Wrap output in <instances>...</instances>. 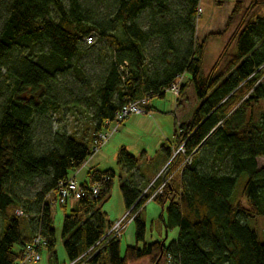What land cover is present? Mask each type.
Returning <instances> with one entry per match:
<instances>
[{"label": "trees", "instance_id": "trees-1", "mask_svg": "<svg viewBox=\"0 0 264 264\" xmlns=\"http://www.w3.org/2000/svg\"><path fill=\"white\" fill-rule=\"evenodd\" d=\"M185 1L180 12L168 0H116L113 18L100 20L84 10L82 0H69V6L64 0H0V72L5 71L4 79L12 86L0 105V264L22 257L40 216L47 250L53 252L54 206L47 195L53 193L56 199L59 183L84 166L95 134L108 129L107 122L124 104L147 93L163 97L186 74L189 79L178 99L192 83L198 105L189 122H179L175 141L161 146L169 158L164 173L144 191L133 173L139 160L124 147L118 155L131 177L121 191L131 210L128 217L138 212L133 219L137 244L127 246L122 255L121 239L104 237L114 222L106 221L101 203L109 198L116 174L91 168L90 182L80 184L84 195L64 215L62 238L69 260L264 264V241L249 222L264 216V166L257 160L264 157V107L255 111L264 100V0H236L225 28L201 41L195 38L200 0ZM145 12L147 28L141 20ZM229 32L214 64L204 69L208 40ZM89 34L110 48L109 55H102L104 70L88 96L94 133L86 139L76 132H52L49 125L42 141L38 121L61 109L54 87L57 75L74 68L80 72L78 60L95 46L82 44V35ZM125 63L126 74L120 71ZM183 143L186 154H174ZM186 155L192 156V164L180 173ZM243 175L247 179L235 196ZM37 181L38 191L26 198L24 189ZM164 181L163 191L151 199ZM93 185L100 188L97 195ZM150 199L163 208L169 201L160 219L166 230L179 231L168 244L164 239L145 242L146 223L139 209Z\"/></svg>", "mask_w": 264, "mask_h": 264}, {"label": "rangeland", "instance_id": "rangeland-1", "mask_svg": "<svg viewBox=\"0 0 264 264\" xmlns=\"http://www.w3.org/2000/svg\"><path fill=\"white\" fill-rule=\"evenodd\" d=\"M235 1L236 0H200L198 15L195 19V38L201 41L210 33L222 31L225 28L227 18L233 9ZM64 2L67 6H69V0H64ZM168 2L169 5L173 7V9H177L180 12H183L187 5L185 0H168ZM82 3L84 10L86 12L89 11V15L91 17H95L100 20L112 19L116 10V0H82ZM261 15L264 16V8L261 11ZM147 16L148 12H145L141 19L143 27L145 28L149 26ZM54 17L56 20L57 17ZM1 19L0 12V23ZM116 33L121 35L120 30L116 31ZM229 35L230 32L225 36V38L217 36L208 40L207 44L205 45V57L203 65L204 69H207L214 64ZM82 44H86L83 39V35ZM93 44H95L93 50L84 54L81 59L78 60L80 72L76 71L74 68L71 69V71H69L66 75H57L54 87L55 94L61 104V109L59 112L52 111L38 121L39 127L37 132L42 141L47 140L49 125L52 132L57 130L65 131L68 134L76 132L78 136L85 135L86 139H88L94 133V110L93 107L89 105L88 96H90L92 93V88L90 86H94L96 84L104 70V63L106 59L105 57H102V55H109L110 48L106 41L100 40L98 38ZM4 72V70H2V73L0 72V105L4 103L6 97L10 94L12 89L9 81L4 79ZM185 77V79L188 81L189 75L186 74ZM88 81H90V84ZM193 95H195V90L192 85L190 89H187L186 110H188L189 105L192 103ZM177 100L178 96L170 90H167L163 97H152L150 99L151 112L130 115L123 123L119 125L118 129L113 132V134L100 148V150L95 153L92 158H88L84 167L73 174H76V181L80 184V182L84 181L90 182V177L87 174V170L92 166V168L97 169L113 168L116 175L114 177L109 198L101 203V210L103 213H105L106 221L115 222L117 221V218L119 220L120 216L127 212L124 197L121 191V184L127 180L129 176L119 164L118 155L120 149L124 147L129 153L132 154H137L140 148L144 147L148 148L149 150H155L153 148H156L158 144L160 133L162 132L163 127H166L167 131L169 129L174 130L172 128L174 125L175 130H177L179 122H186L191 114L188 113L187 115H184L186 113H182V111H176V105L178 102ZM263 107L264 100L261 101L260 105L255 108V111L259 113ZM157 115L162 117L159 121L146 123L143 125V127H139L137 123L139 116H149L154 118V116ZM259 165L264 166V157L259 158ZM163 170L159 173V175L164 173ZM145 172L146 171L144 170L143 173ZM246 179V175H243L239 179L236 186L235 196L239 194ZM39 184L40 182L37 181L34 186L25 188L23 191L25 197H34L40 187ZM168 204L169 201L163 208V206L157 201L149 200L139 209V212L142 213V217L146 223L145 242H153L164 239L168 244L177 238L178 228L175 227L166 230L165 225L160 219L162 213H164L166 216L165 210ZM71 209V202H69L65 208L59 203L53 207L55 247L53 252H49L47 249L43 250L42 259L39 262L33 264H71L62 238L65 211L69 212ZM133 214H131L129 217H132ZM249 222L251 226L257 230L260 240L264 241V216L252 218L249 220ZM2 225L3 219L0 215V234ZM135 233L136 224L132 220L127 223L125 231L121 237L122 239L120 238L122 255L124 254L127 246L137 244ZM138 245L142 246L143 242H139ZM15 249L18 250V246H16ZM131 264L152 263L149 259H143Z\"/></svg>", "mask_w": 264, "mask_h": 264}, {"label": "built area", "instance_id": "built-area-1", "mask_svg": "<svg viewBox=\"0 0 264 264\" xmlns=\"http://www.w3.org/2000/svg\"><path fill=\"white\" fill-rule=\"evenodd\" d=\"M83 39L85 43L93 44L95 42V35L93 34L85 35ZM120 71L126 74V63L120 65ZM183 80H184V75L179 76L177 81L173 83L168 90L179 96L181 91V85L183 84ZM150 99H151V93H147L145 96L135 101H129L128 103L124 104L123 107L116 113L115 119L111 122L110 121L107 122V124L109 125L108 129L101 130L95 134L91 147L92 154L88 158H92V156L100 150V148L105 144V142L109 139V137L113 134V132H115L118 129L119 125L123 123L125 119H127L130 115L149 113L150 110L147 108V105L149 104ZM179 152H181L184 155L186 154L185 143L180 145L174 151V154H177ZM191 164H192V156L186 155L185 160L178 168L179 172L183 173L185 169ZM75 175H72L68 180L61 181L59 183L56 199L53 198V193H49L46 197V201H49L53 206H55L58 203L61 205H67L69 201H76L79 198H81L85 192L81 188L80 184L76 181ZM166 181H164L157 188L151 199L157 193L163 191ZM99 191L100 188L98 185L92 186L93 194L97 195ZM129 212L130 210L127 211L126 215L123 218L115 221L104 237L120 239L123 235L127 223L132 221L135 217V214L132 217H128ZM17 213L20 215L23 214L21 210H17ZM41 217L42 216H40V219L38 220L36 231L33 234L31 241L26 244L22 257L13 264H33L39 262L42 259V251L47 249L48 241L43 234ZM71 264H75V261L71 262Z\"/></svg>", "mask_w": 264, "mask_h": 264}, {"label": "crops", "instance_id": "crops-1", "mask_svg": "<svg viewBox=\"0 0 264 264\" xmlns=\"http://www.w3.org/2000/svg\"><path fill=\"white\" fill-rule=\"evenodd\" d=\"M185 78L186 77H184V79ZM186 81L187 80L185 79L184 82H186ZM192 85H193L192 83L188 84V86L185 89V91L183 92L182 96L179 97L180 99L177 100L178 102L176 105V111H182V113H186L184 115L191 113L186 122H189L191 120L192 115H193V112H191V111H194L196 106L198 105V99H197L196 91H195V95H193L192 103L189 105L188 110H186L187 109V103H186L187 89H190ZM194 90H195V88H194ZM148 106H150V102H149ZM150 112H151V108H150ZM138 118H139V120L137 121V123H138L139 127H143V125H145L146 123L159 121L162 117L157 115V116H154V118H151L149 116H145V117L139 116ZM172 128L174 130L169 129L167 131L166 127H163V130L160 133V138L158 140V144H157L156 148H153L155 150H149L148 148L144 147V148H140V150H139V152H137V154L131 153L135 158H137L139 160V166L134 170L133 173H134L135 180H137L139 186L142 187L144 191L146 190V188L148 186H150L157 179L159 173L166 167V165L169 162V158H168L167 154L165 152L161 151V146L166 142H174L175 141V134H176L177 130H175L174 125L172 126ZM259 158L257 159L258 164H259ZM92 167H90L87 170V174ZM259 167L261 168L263 166L259 165ZM101 170H106V169H101ZM144 170L146 171L145 173H143ZM128 176H129V178H131L130 175H128ZM84 182H86V181H84ZM84 182H80V184L84 183ZM69 202H71L72 207L75 206V204H76V201H69ZM126 213L123 214L122 216H120L119 219L123 218L126 215ZM116 220H118V218ZM178 231H179V229H178Z\"/></svg>", "mask_w": 264, "mask_h": 264}, {"label": "water", "instance_id": "water-1", "mask_svg": "<svg viewBox=\"0 0 264 264\" xmlns=\"http://www.w3.org/2000/svg\"><path fill=\"white\" fill-rule=\"evenodd\" d=\"M155 264H158V261Z\"/></svg>", "mask_w": 264, "mask_h": 264}]
</instances>
